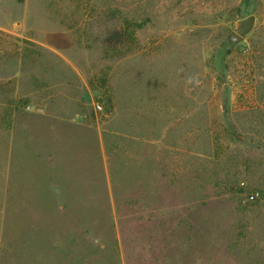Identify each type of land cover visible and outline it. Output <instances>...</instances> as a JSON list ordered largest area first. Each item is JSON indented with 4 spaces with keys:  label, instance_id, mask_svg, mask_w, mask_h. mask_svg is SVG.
I'll list each match as a JSON object with an SVG mask.
<instances>
[{
    "label": "rangeland",
    "instance_id": "obj_1",
    "mask_svg": "<svg viewBox=\"0 0 264 264\" xmlns=\"http://www.w3.org/2000/svg\"><path fill=\"white\" fill-rule=\"evenodd\" d=\"M0 264H264V0H0Z\"/></svg>",
    "mask_w": 264,
    "mask_h": 264
},
{
    "label": "water",
    "instance_id": "obj_2",
    "mask_svg": "<svg viewBox=\"0 0 264 264\" xmlns=\"http://www.w3.org/2000/svg\"><path fill=\"white\" fill-rule=\"evenodd\" d=\"M256 16L251 15L237 23L236 30L230 36L229 42L232 46L241 43L243 39L252 32L255 27Z\"/></svg>",
    "mask_w": 264,
    "mask_h": 264
},
{
    "label": "built area",
    "instance_id": "obj_3",
    "mask_svg": "<svg viewBox=\"0 0 264 264\" xmlns=\"http://www.w3.org/2000/svg\"><path fill=\"white\" fill-rule=\"evenodd\" d=\"M97 109L101 110V106L100 105H97ZM259 197V194L258 193H255V194H251L249 197H248V200L250 202H254L257 200V198Z\"/></svg>",
    "mask_w": 264,
    "mask_h": 264
}]
</instances>
